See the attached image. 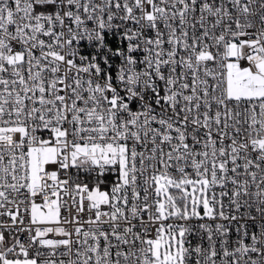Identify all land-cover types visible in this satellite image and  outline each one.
Segmentation results:
<instances>
[{"label":"snow or ice","instance_id":"obj_1","mask_svg":"<svg viewBox=\"0 0 264 264\" xmlns=\"http://www.w3.org/2000/svg\"><path fill=\"white\" fill-rule=\"evenodd\" d=\"M0 264H264V0H0Z\"/></svg>","mask_w":264,"mask_h":264},{"label":"built area","instance_id":"obj_2","mask_svg":"<svg viewBox=\"0 0 264 264\" xmlns=\"http://www.w3.org/2000/svg\"><path fill=\"white\" fill-rule=\"evenodd\" d=\"M62 215H67V214H66V213H64V212H63V210H62ZM85 218H86V216H85ZM66 227H70V226H66Z\"/></svg>","mask_w":264,"mask_h":264}]
</instances>
